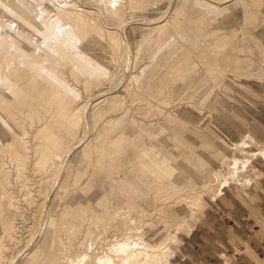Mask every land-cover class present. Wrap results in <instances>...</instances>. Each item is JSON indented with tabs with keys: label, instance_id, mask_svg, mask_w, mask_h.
Here are the masks:
<instances>
[{
	"label": "rangeland",
	"instance_id": "374dc122",
	"mask_svg": "<svg viewBox=\"0 0 264 264\" xmlns=\"http://www.w3.org/2000/svg\"><path fill=\"white\" fill-rule=\"evenodd\" d=\"M12 1L17 11L15 18L18 25H29L28 31L32 37L40 41L38 31H44V28L36 21L38 4L34 0ZM66 1L88 10L92 18L99 21L104 27L102 32L105 37L93 47L99 48L102 41L105 46L104 50L94 51V54L90 51L92 46H79L77 51L83 55V61L71 49L58 45L59 50L70 59L60 68L63 79L75 93L79 110L74 118L81 129L78 127L75 128L77 131L74 129L72 133H67L59 123L43 113L28 130L34 146L40 147L36 155L42 162L35 158L32 161V156L21 163L24 166L20 165L19 170L15 165L17 161H10L0 154V168L4 166L5 170H9V175L10 171L13 175L12 178L10 176L9 191L18 205V208H14L7 203L8 198L2 191L5 172L1 171L0 227L14 218L16 221V241L4 237L6 247L2 251L1 264H47V259L58 250H61L59 264H70V261L72 264H97L96 256H110L118 263L113 245L115 247L117 242L127 241L130 251L143 250L141 242L147 239L143 235L147 232V225L155 220L159 212L167 209H171V216L174 211L183 214L188 199L186 196H192L189 194L196 191L204 193V210L205 205L208 208L210 199L218 197L235 198L246 206L253 203L264 185V156L255 151L263 145L264 140L248 129H245L247 134H253L257 144L249 143L250 137L243 138V132L235 125L234 113L237 112L235 107L240 108L243 103H248L247 97L253 92L260 95L264 91V82L259 78V75H264V0ZM0 13L6 15L1 9ZM3 42L22 56H28L16 45ZM210 54L213 57L211 61ZM237 60L243 62L239 68L235 66ZM87 62L102 66L104 73ZM249 71H252L251 76L240 75ZM85 75L89 76L88 84ZM113 95L115 98L111 101ZM207 99L212 101L215 108L213 116L205 105ZM177 101L187 102L190 107L176 108ZM27 102L31 104L28 110L34 112V99L28 96ZM158 111L162 115L159 116ZM166 111L176 112L195 125H183ZM128 115L136 119L142 135L135 139L130 137L127 129L124 130L129 143L121 142L118 153L110 146L109 139L119 130V125L128 119ZM24 117L22 123L29 126V118ZM3 132L4 128L0 126V134ZM233 144L238 147L235 149ZM57 150L61 152V164H57L58 170L55 171L53 159ZM87 152L89 158L84 162ZM219 154L222 157L217 159ZM235 158L239 162L233 174L228 167ZM244 159L249 161L244 163ZM160 162L170 169L166 172L158 168L164 176H158L149 168L150 165L157 167ZM219 170L223 172L218 176L215 172ZM95 176H101L103 180L99 182ZM89 178L94 183L86 182L82 190L75 192L76 184H83ZM129 183H133L140 193L145 192L159 202L156 201L158 206L155 213L150 214L147 206L134 196ZM101 184L103 191L100 198L104 202L101 211H86V208L83 209L84 199L92 198L95 188H102ZM65 203H71L76 208L75 215L79 217L72 220L73 232L67 231L68 234L64 232L66 228L59 229L57 225L61 210L68 209ZM204 210L200 215L194 212L183 219L179 231L182 239L186 231L181 230L189 226L193 230L202 221ZM85 213L86 216L82 218ZM86 220L90 221L86 223ZM91 220H94L93 223ZM163 222L158 224L160 228L171 226L169 221ZM72 224L68 223L65 227ZM56 231L61 236L62 244L56 242ZM148 233L149 236L154 235V232ZM82 234H85L84 237ZM182 239L178 243L170 241L166 250L164 247L158 249V261L150 264H175L172 255H179ZM56 246L57 249L54 248ZM65 246L70 248L69 251ZM147 252L152 253L149 248Z\"/></svg>",
	"mask_w": 264,
	"mask_h": 264
},
{
	"label": "bare ground",
	"instance_id": "6f19581e",
	"mask_svg": "<svg viewBox=\"0 0 264 264\" xmlns=\"http://www.w3.org/2000/svg\"><path fill=\"white\" fill-rule=\"evenodd\" d=\"M34 1L38 4L36 6V9H37L36 21L39 23V25H41L44 28V31H42V30L38 31V36L40 37V41H37V40H35L32 37L31 32L28 31V29H30L29 25L25 24L22 27H20L18 25V21L15 18L16 15H17V11L13 8L15 6L14 2L12 0H0V9L6 14V15H3L2 13H0V78L2 79V81L0 79L1 84H2V86L0 87V126L4 128L3 134H0V154L7 156V158L10 161H13V160L17 161V164H15V162H13V164H15L16 168L19 169V170H20V165H23L21 163H23L24 161L29 160L32 156H33L32 161L35 158L39 162H42L41 160H39V158L36 155V153L39 152V148L40 147L39 146H37V147L34 146V144L32 143V135H31V133L28 130H29L30 127H32L34 125L33 124L34 122L36 123L37 121H39L40 116L43 113L44 114L47 113L49 115V117L51 119L55 120L57 123H59V126L64 128L67 131V133L68 132L72 133V130L75 131L79 127V124L75 122V118H74V115L79 110L77 108V105H76L77 104L76 103V96H75V93L71 90L72 86L70 87V84L67 83L65 81V79H63V77H62V75H63L62 74V69L60 68L61 65H63L67 60H70V59H69V57L67 56V54L65 52H62V51L59 50L58 45L64 47L65 49H67V48L71 49V52L73 54L79 56V59H81L83 61H85V59L83 58V55L81 53H78V51H77L79 46H81V48H83V46H88V45L92 46V48H90V51H93L92 52L93 54H94V51L104 50L103 47L105 46L104 42L102 41V44L99 46V48L93 47L94 45L100 43V41L102 39H104L105 35L102 32L104 27H102V25L99 23V21H95L92 18V16L90 15L88 10L82 9V8H78V6H76L75 3L69 2V1H66V0H61V1H59V0H34ZM112 2H113V0H112ZM113 9H115V8H113ZM18 11H19V9H18ZM112 12H114V11H112ZM152 35H151V37H152ZM3 41H8L9 43H11L14 46L16 45L21 51H23V53H25V55H28V56H22L19 52L14 50L11 46L5 45ZM219 58H221V57H219ZM209 59H210V61L213 60V57H212L211 54L209 55ZM240 63H243V62L241 60H237L235 62V64H236L235 66L239 68V64ZM88 64L91 65L92 67H94L95 70H98V71L104 73V68L102 66L94 65V64H91V63H88ZM49 70H50V72H49ZM251 72L252 71H249L248 73L242 72V73H240V75L244 76V75L247 74L248 76H251ZM81 73H83V71ZM235 75H237V74H235ZM88 78H89V76L85 75V80L87 81V84L89 83ZM259 78H260L261 81L264 82V75H259ZM95 84H96V81H95ZM201 84H199V86ZM28 96H31L34 99V101H35V104H34L35 105V111L34 112H30L28 110V107H30V105H31V104H29L27 102V97ZM201 96H199V97H201ZM170 97H169V99H170ZM114 98L115 97L113 95L110 100L114 101ZM149 100H151V99H149ZM147 102H148V100H147ZM173 103H175V102H172V104ZM175 104H176V106H175L176 108L177 107H181V106L190 107V106L187 105V102H184V103L182 102L181 103L180 101H177ZM145 105H147V104L145 103ZM156 105L157 104H155V106ZM205 105L207 107H209L208 108L209 112H210L211 116H213V113H215L216 111H215L214 106L212 105V101L207 99ZM163 109H165V108H163ZM157 110H158V108H157ZM202 110H204V109H202ZM161 111H158L159 112L158 113L159 116L162 115V114H160ZM128 113H129V111L127 112V114ZM134 113H136V112H134ZM195 113L197 114L199 112H195ZM166 114H171V116L176 117L177 119H179V122L181 121V123L183 125L191 124V123L194 124L193 122H191L190 120L180 116L176 112L168 111ZM199 114H201V113H199ZM59 115H61V116H59ZM126 115H124V116L127 117ZM24 116H27L29 118V122H30L29 126H26L24 123H22L23 122L22 118H25ZM129 116H131L130 120H129ZM164 117H165V114H164ZM192 119H194V118H192ZM135 120L132 118V115H128V119L125 120L123 123H121L119 125V130L116 133L112 134V136L110 137L109 143H110V146L112 148L113 147L115 148V152H118V153L120 152V149H121L120 143L121 142H126L127 144L129 143V140H127V138L123 134L124 130L127 129V133L129 135H131L130 137L135 138V139L139 138V135H142L141 134V130H140V126L138 127V123ZM156 124H158V122ZM79 128L81 129V127H79ZM198 129H200V128H198ZM183 130H184V128H183ZM247 135L248 134H247V132L245 130L243 138L250 137V142L249 143H252L254 145L257 144V141L255 140V137H254L253 134H250L248 136ZM73 137H75V136L73 135ZM100 139H102V138H100ZM241 143H243V142H241ZM244 144H245V142H244ZM246 144H248V143L246 142ZM262 144L263 145L259 146L258 149L255 150V151H259V153H261L264 156V141H262ZM83 146H85V145H83ZM125 146L126 145H124V147ZM212 147H213V145H212ZM235 147H238V146L234 145V148ZM90 148H91V146H90ZM89 152H90V150H89ZM89 152H87L85 154L84 162H86L88 160ZM182 152H184V151L182 150ZM220 156L221 155L219 154L217 156V159H220ZM0 157H1V155H0ZM60 157H61V152H59V150H57L54 153V159H53V163L54 162L56 163V164L54 163L56 165L55 168H54L55 165H53V168H54L55 171L58 170V165L57 164H61ZM139 157H141V156H139ZM55 160L56 161L58 160V161L56 162ZM248 161H249V159H244L243 160L244 163H246ZM238 162H239L238 158H235L233 160V163L230 164L229 167L227 166L233 172V174L235 173V171L237 169ZM102 164H101V166H102ZM28 165H30V164H28ZM90 166H91V164H90ZM53 168H52V170H53ZM149 168L152 169L153 172L155 171L158 176H164V175H162L163 173L161 174V172L158 170V168H162V170L166 171V172L170 171L169 167H167V165L164 162L163 163L162 162L158 163L157 167L150 165ZM6 169H8V167ZM52 170L50 169L51 172H54ZM1 171L5 172L4 178H3L4 179V181H3L4 186H3L2 191H3V194L7 196L6 199L8 198L7 199L8 200L7 203H9V205L14 207V208H18L17 207L18 205H16L17 203L15 204V202H14L15 200H14V197L12 195V192L9 191L10 181H12L10 179L12 178L13 175L11 174V171H10V175H9V170H5L4 166H2V168H0V172ZM77 171L80 172L81 170L78 168ZM222 172H223L222 170H219V171H216L215 173H217V175L219 176V175H222ZM89 175H88V177H90ZM10 176H11V178H10ZM91 178L87 179L83 184H79L80 182H78L76 184V186H75V188H76L75 192L82 190L84 188L86 182L94 183V181L93 182L90 181ZM94 178H96V180H98L99 182H101L103 180V178L101 176H95ZM180 178H179V181L181 180ZM174 179L177 180V178H174ZM153 182L154 181H152V183ZM182 183L183 182L181 181V184ZM159 185L161 186V184H159ZM223 185H225V183L221 184V187ZM101 186H102V188H100V189L95 188L96 189L95 190V195L92 196V198L90 197V198H85L84 199V201H83L84 208L83 209L86 208V211H89V209L100 210V207L102 206V202H103L102 199L100 198L101 193L103 191V184H101ZM153 186H154V184H153ZM164 186H166V185H164ZM71 187H73V186H71ZM128 187H131L133 189L134 196L138 197V199L140 200L141 204L147 206L150 214H153V213L156 212L155 208L158 206L157 203H156L157 200L154 201L152 197H149L146 194H144L145 192L144 193H140L137 190V188L135 189V186H134L133 183L132 184L129 183ZM169 187H171V189L173 188L172 186H169ZM169 187H168V189H169ZM0 188H2V187L0 186ZM168 189H167V191H168ZM71 190H72V188H71ZM161 190L162 189H160L159 191H161ZM75 192H72V193H75ZM185 192H187V191H185ZM129 193H130V191H129ZM195 193L194 194H189V195H192V196H189V197L185 195L188 199H187V204H185V212L183 214H181V213H179L177 211H174L175 212L174 215L171 216L172 215L170 213L171 209H167L166 211L164 210L161 213L159 212V214L156 213L157 215H156L155 220L147 225V227H146L147 228L146 229L147 232L143 234L147 238L145 242H141V244H142V246L144 248L143 250H140V251H136V250L132 251L131 250L130 251L129 250V244L127 243V241H123V242L120 241V242H117L115 247L113 245V251H115L114 254H116V257L119 260L118 263L115 262V260L113 258H111L110 256H104V257L103 256H96L95 257L96 263L97 264H148V263L150 264V263H154L155 261L157 262L158 261V254L156 253V251L158 249H161V247H164V249H165V247H167L166 245L170 241L173 242V243H178V240L182 239L179 236V231H180V225H181V222L183 221V219L186 216H188L189 214L193 215L194 212L195 213L197 212V214L200 215V213H202V210H204L203 209L204 208L203 207L204 203L202 202V195L204 193L203 194H202V192H197L196 194ZM67 195H68V193H67ZM167 196H169V195H167ZM165 197H166V195H165ZM156 198H158V197L156 196ZM182 201L184 202V200H182ZM185 201H186V199H185ZM103 204H104V202H103ZM127 205H129V204H127ZM65 206H66V209L67 208L68 209L67 210H64V209L61 210V212L59 214L57 225H58L59 229L61 227L64 228V229L66 228L65 229L66 231H64V230L63 231L67 233V231L70 232V231L73 230L72 229L73 228L72 220H74L76 218L79 219V217L77 215H75L74 211H75L76 208H73L71 203H69V204L65 203ZM127 210H128V208H127ZM137 210H138V208H137ZM148 210H147V212H148ZM105 211H106V209H105ZM143 212H144V210H143ZM85 216H86V213H85L84 216H82V218H84ZM144 218H146V217H144ZM108 219H109V217H108ZM81 220L82 219L80 218V221ZM89 221L90 220H88V221L86 220L85 222L87 223ZM93 221H92V223H93ZM97 221H99V220H97ZM161 221L162 222L163 221H166V222L169 221L171 223V226L170 227L160 228L158 226V224ZM15 222L16 221H15V218H14L13 221L7 222L5 224H3V223L1 224V227H0V264H1V261H2L1 258L3 259V257H2V253L4 252L3 248L6 247V244L3 243L4 240H5L4 237L7 236V238H9L11 241H13V240L16 241V224H15ZM68 223L69 224L71 223L72 225L65 227L66 224H68ZM81 223H83V222H80V224ZM86 223H84V224H86ZM111 224H112V222H111ZM189 227L184 228V230L182 229L181 231H186V235H188V233L191 231V229H189ZM85 228H86V226L84 227V229ZM102 228H104V227H102ZM99 229H101V228H99ZM99 229H97V230H99ZM101 231H102V229H101ZM109 231H111V230L109 229ZM59 232H60V230H59ZM59 232H57V237L56 238L53 237V238L56 239L57 244H60V243L62 244V241L60 239L61 236L60 237L58 236ZM72 232H70V233H72ZM148 232H150V233L154 232V235L149 236ZM100 234H101V232H100ZM103 234L104 233L102 232V235ZM84 235H83V237H84ZM103 236H105V234ZM80 237H82V236H80ZM100 237H101V235H100ZM67 238H66V240H67ZM55 239H54V241H55ZM101 241H103V240H101ZM56 242H55V244H56ZM84 243L86 244V242H84ZM87 243H88V241H87ZM55 244H54V246H55ZM64 244H65V242H64ZM68 245H69V243H68ZM74 245H76V244H74ZM78 245H80V244H78ZM54 248L57 249V246L54 247ZM68 248H67V250L69 251L70 248L69 249ZM72 248H74V247H72ZM147 248H149L152 251V253L149 254L147 252ZM78 249H80V246H79ZM109 250H111V249H109ZM162 250H161V252H162ZM72 251H73V249H72ZM162 253H163L162 255H164V252H162ZM52 254L53 255L50 256L47 259L46 263L47 264H59L61 250L60 251L59 250L55 251ZM63 254H64V251H63ZM170 254H171V251H170L169 255ZM172 254H173V252H172ZM143 257H145L144 258L145 260L143 259ZM79 259H81V258H79ZM68 261H70V260H68ZM76 263H79V262H76ZM82 263H84V262H82ZM70 264H72L71 261H70Z\"/></svg>",
	"mask_w": 264,
	"mask_h": 264
},
{
	"label": "crops",
	"instance_id": "0c3cea01",
	"mask_svg": "<svg viewBox=\"0 0 264 264\" xmlns=\"http://www.w3.org/2000/svg\"><path fill=\"white\" fill-rule=\"evenodd\" d=\"M247 100L235 107V125L243 135L248 129L264 140V91ZM257 197L249 206L235 198L210 199L202 221L172 256L175 264H264V185Z\"/></svg>",
	"mask_w": 264,
	"mask_h": 264
}]
</instances>
